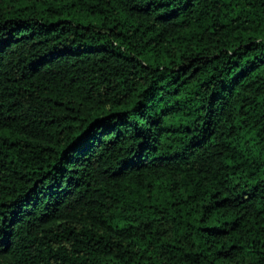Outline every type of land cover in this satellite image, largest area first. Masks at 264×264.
<instances>
[{
    "label": "trees",
    "instance_id": "trees-1",
    "mask_svg": "<svg viewBox=\"0 0 264 264\" xmlns=\"http://www.w3.org/2000/svg\"><path fill=\"white\" fill-rule=\"evenodd\" d=\"M0 264H264V0H0Z\"/></svg>",
    "mask_w": 264,
    "mask_h": 264
}]
</instances>
